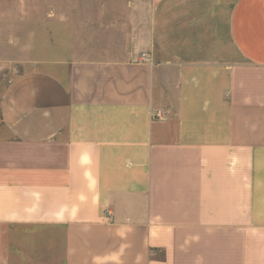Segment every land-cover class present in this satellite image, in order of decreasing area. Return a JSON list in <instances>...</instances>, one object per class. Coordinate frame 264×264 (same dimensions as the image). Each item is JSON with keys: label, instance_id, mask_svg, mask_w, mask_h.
I'll return each instance as SVG.
<instances>
[{"label": "crops", "instance_id": "obj_1", "mask_svg": "<svg viewBox=\"0 0 264 264\" xmlns=\"http://www.w3.org/2000/svg\"><path fill=\"white\" fill-rule=\"evenodd\" d=\"M59 13L0 97V264H264V0Z\"/></svg>", "mask_w": 264, "mask_h": 264}, {"label": "rangeland", "instance_id": "obj_2", "mask_svg": "<svg viewBox=\"0 0 264 264\" xmlns=\"http://www.w3.org/2000/svg\"><path fill=\"white\" fill-rule=\"evenodd\" d=\"M126 2L127 0H0V97L15 75L36 67L35 62L29 61L33 38L38 34L50 37V24L53 18L57 19L58 11L62 18H67L70 11L75 22L92 23L102 15L105 6L125 5ZM7 38L12 42L20 40L21 45H12L14 50L7 51ZM16 58L23 60H9Z\"/></svg>", "mask_w": 264, "mask_h": 264}, {"label": "built area", "instance_id": "obj_3", "mask_svg": "<svg viewBox=\"0 0 264 264\" xmlns=\"http://www.w3.org/2000/svg\"><path fill=\"white\" fill-rule=\"evenodd\" d=\"M142 59H143L144 61L151 62V59H150V57H149L147 54H143V55H142Z\"/></svg>", "mask_w": 264, "mask_h": 264}]
</instances>
